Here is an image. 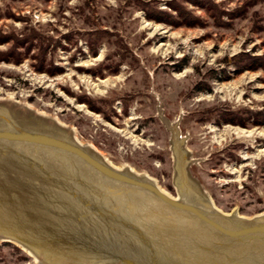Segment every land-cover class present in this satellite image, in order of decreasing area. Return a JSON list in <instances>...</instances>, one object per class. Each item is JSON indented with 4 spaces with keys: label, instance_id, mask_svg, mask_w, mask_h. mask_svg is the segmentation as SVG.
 Instances as JSON below:
<instances>
[{
    "label": "rangeland",
    "instance_id": "obj_1",
    "mask_svg": "<svg viewBox=\"0 0 264 264\" xmlns=\"http://www.w3.org/2000/svg\"><path fill=\"white\" fill-rule=\"evenodd\" d=\"M139 1L0 0V34L19 39L23 52L18 65L0 61V114L23 125L41 122L58 127L110 165L148 176L174 197L178 188L172 138L177 133L184 140L181 149L186 152L187 179L214 206L246 217L264 212V0H210L227 12L243 8L227 29L211 24L171 27L156 23L146 19ZM154 1L159 9L170 10L169 0ZM184 5L210 22L200 7ZM222 19L230 20L227 15ZM96 28L117 35L138 63L128 66L122 62L116 74L103 78L86 72L114 40L103 37L99 54L90 56L79 34ZM32 33L48 40V64L43 71L35 68L39 66L38 38L30 39L26 50L24 42ZM10 46L11 41L0 44V53ZM242 53L254 56L248 61L251 68L238 70L229 60L222 61ZM185 57L187 63L175 70L173 64ZM51 60L62 68L61 73L49 74L55 66ZM209 69L219 75L225 69L226 76L217 80L207 73ZM200 80L201 85L210 86L209 91L192 89ZM112 88L139 94L126 114L116 101L112 121L67 92L95 100L107 96ZM212 106H243L251 113L232 114L233 118L248 114L245 126L203 122L194 116ZM235 143L236 159L227 157L213 167L212 153ZM33 254L26 246L0 236V264H41L44 258Z\"/></svg>",
    "mask_w": 264,
    "mask_h": 264
},
{
    "label": "water",
    "instance_id": "obj_2",
    "mask_svg": "<svg viewBox=\"0 0 264 264\" xmlns=\"http://www.w3.org/2000/svg\"><path fill=\"white\" fill-rule=\"evenodd\" d=\"M0 123V158L51 193L44 199L49 207L33 216L25 196L0 191V236L45 264H264V212L246 217L214 206L187 179L177 133L175 183H187L198 199L179 189L171 196L154 181L115 168L58 127L23 125L6 114ZM46 223L52 230H44Z\"/></svg>",
    "mask_w": 264,
    "mask_h": 264
},
{
    "label": "trees",
    "instance_id": "obj_3",
    "mask_svg": "<svg viewBox=\"0 0 264 264\" xmlns=\"http://www.w3.org/2000/svg\"><path fill=\"white\" fill-rule=\"evenodd\" d=\"M156 1L148 0V1H139V8L145 11L146 19L154 21L156 23H162L171 27H180V26H207L209 24L212 25L213 28H230L232 26L231 20L235 17H238L243 8H237L233 11L227 12L219 4L211 2L210 0H169L168 8L170 10H162L156 6ZM184 3H190L193 6L200 7L203 9L208 17L210 18V22L204 21L200 16L194 14L192 11L188 10ZM87 4V3H86ZM222 15H227L229 17V21H224L222 19ZM36 33H32L31 36L28 37V41L24 42L27 47L26 50L30 49L31 41L30 39L38 38L39 40V66L35 67L37 71H43V66L48 64V61L45 58V51L49 48L48 40L46 38H41ZM79 34V33H78ZM80 37L85 39L88 51L90 56L96 57L99 54V48L103 44V37L110 36L113 37L114 40L109 42L108 44L111 47L106 50L103 54L102 58L94 65L85 69L86 72H89L94 77H105L106 75L116 74L119 71V66L122 62H126L128 66H133L138 63V58L133 55H129L128 49L125 44L118 38L115 34H109L106 30L102 29H94V30H82L79 34ZM11 41V46L7 51L0 53V61L5 63H13L18 65L23 60V52H21L20 48L22 47L21 41L13 36H2L0 34V44L8 43ZM29 42V44H28ZM23 43V44H24ZM52 50H56V45L52 46ZM79 51V48H78ZM54 55V51L52 53ZM254 56H248L246 54H238L235 58L227 59L223 58L222 61L228 62V60L238 68V70H244L245 67H250L248 61H252ZM55 59V55H54ZM257 59V57H255ZM262 59V58H258ZM52 62V60H51ZM51 62L49 64H51ZM187 63L186 57L178 60L175 64H173V68L177 71H180L183 66ZM53 66L52 71L49 74L54 75L62 72V68L52 62ZM51 65V67H52ZM207 73H210L215 79L222 80L224 76H226L225 69L220 70V75L216 73L215 70L209 69ZM202 81L196 82L194 86H192L193 90L196 91H209L210 86L208 84L201 85ZM69 95L73 96L76 101L79 103H84L90 110L96 111L104 117V119L108 121H112V115L115 113L113 110L114 103L119 101L122 105L123 113H127L128 109L132 104L137 100L139 94L128 92L125 90L112 88L109 90L108 95L103 98H98L95 100H91L86 97L84 94H77L70 90L67 91ZM236 108V109H235ZM247 113L249 110L247 108H243V106H227L225 108H219L216 106H212L203 110H198L195 112V117L198 118L199 121L203 122H215L218 124L222 123H232L235 125L245 126L246 120L249 115L246 114L244 116H236L233 118L232 114L237 113ZM251 113V112H249ZM261 113V112H256ZM238 147V144L235 143L230 146H225L220 150H216L212 153L210 158V163L213 167L218 166L220 162H222L225 158L236 159L237 154H235L234 150ZM158 157H161L160 154H157ZM257 172V171H256ZM254 174V172L252 173ZM170 187V186H169ZM171 189V188H170ZM22 259H26L25 256H22Z\"/></svg>",
    "mask_w": 264,
    "mask_h": 264
},
{
    "label": "bare ground",
    "instance_id": "obj_4",
    "mask_svg": "<svg viewBox=\"0 0 264 264\" xmlns=\"http://www.w3.org/2000/svg\"><path fill=\"white\" fill-rule=\"evenodd\" d=\"M77 107H81V106H77ZM1 123L4 124L3 122H1ZM53 133H54V131H53ZM15 166L16 165L14 164L13 161L7 160L4 158H0V168H2V169H0V171L2 173L4 172V174H5L4 182L0 184V191L2 193H6V194H10L11 192H14L16 194L25 196L28 199V202L31 204L32 215L37 216L39 214L38 210H41V208H43V207H46V208L49 207V206L45 205L44 199H45V197H47L51 193H48L49 190L45 189L46 186H44V185L40 186V184H38V182H37V179L34 176L30 175V173L28 171L22 170L20 168V166L18 167V165H17L18 168H15ZM144 177L152 180L148 176H144ZM178 189H179V191L184 192L187 197H190V199H194V198L198 199L197 193L192 188L188 189L187 183L184 184L183 186L179 187ZM187 189H188V191H187ZM46 190H47V192H46ZM162 191H164V190H162ZM31 194H33L34 197ZM50 202L52 203V200H50ZM46 224L49 225V227H47V225H45V227L47 228V229H45V231L52 230V224H48V223H46ZM41 264H43V262H41Z\"/></svg>",
    "mask_w": 264,
    "mask_h": 264
}]
</instances>
